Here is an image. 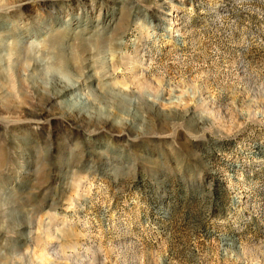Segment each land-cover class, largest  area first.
<instances>
[{"label":"rangeland","instance_id":"rangeland-1","mask_svg":"<svg viewBox=\"0 0 264 264\" xmlns=\"http://www.w3.org/2000/svg\"><path fill=\"white\" fill-rule=\"evenodd\" d=\"M0 264H264V0H0Z\"/></svg>","mask_w":264,"mask_h":264},{"label":"bare ground","instance_id":"bare-ground-1","mask_svg":"<svg viewBox=\"0 0 264 264\" xmlns=\"http://www.w3.org/2000/svg\"><path fill=\"white\" fill-rule=\"evenodd\" d=\"M62 66L64 67V65H62ZM74 67H75V69L77 68V70H78L77 63L74 64ZM111 68H112V73L114 75L116 73V70L118 69L117 63H112ZM75 83L76 82L71 83L70 81H59V83L57 84V87H55L56 92L53 93V95L51 97L47 98V102H50L51 100H54V99H56V98H58L60 96L66 95V93H68L70 91H73L75 88H77Z\"/></svg>","mask_w":264,"mask_h":264}]
</instances>
